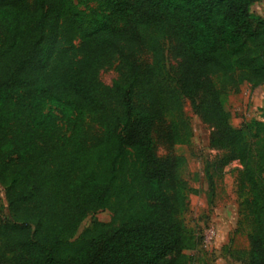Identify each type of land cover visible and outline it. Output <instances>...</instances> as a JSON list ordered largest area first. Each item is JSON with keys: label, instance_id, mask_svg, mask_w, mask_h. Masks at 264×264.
Listing matches in <instances>:
<instances>
[{"label": "trees", "instance_id": "16d2710c", "mask_svg": "<svg viewBox=\"0 0 264 264\" xmlns=\"http://www.w3.org/2000/svg\"><path fill=\"white\" fill-rule=\"evenodd\" d=\"M263 2L0 0V264H192L204 238L184 220L182 161L156 151L188 143L183 99L240 167L248 264H264V125L233 128L225 103L264 86Z\"/></svg>", "mask_w": 264, "mask_h": 264}, {"label": "rangeland", "instance_id": "374dc122", "mask_svg": "<svg viewBox=\"0 0 264 264\" xmlns=\"http://www.w3.org/2000/svg\"><path fill=\"white\" fill-rule=\"evenodd\" d=\"M250 11L256 16H263L264 2L253 5ZM172 47V41L163 33L159 48L164 57V78L169 86L175 87L176 61ZM116 77L114 67L100 73V80L106 86H111ZM225 103L233 128L237 129L252 120L264 125V86L251 89L244 84L236 94H228ZM182 111L190 132L188 143L169 148L158 140L156 151L160 157L171 155L182 161V176L189 188L188 212L184 220L189 229L204 238L203 246L188 255L195 256L192 264H248L249 227L247 221L238 215L240 167L234 161L225 164L227 153L209 147L211 129L193 114L189 100L183 99ZM90 131L99 133L95 126ZM262 134L264 136V131ZM0 206L6 207L1 187ZM94 218L99 223L107 224L112 215L109 211H103ZM92 220L88 217L82 222L73 241L91 228Z\"/></svg>", "mask_w": 264, "mask_h": 264}]
</instances>
